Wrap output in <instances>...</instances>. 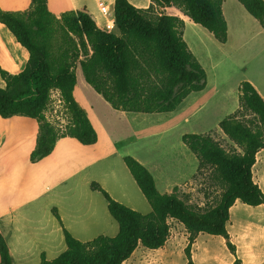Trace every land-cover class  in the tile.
Returning <instances> with one entry per match:
<instances>
[{
  "label": "trees",
  "instance_id": "1",
  "mask_svg": "<svg viewBox=\"0 0 264 264\" xmlns=\"http://www.w3.org/2000/svg\"><path fill=\"white\" fill-rule=\"evenodd\" d=\"M151 1L148 8L141 9L128 0H115L113 14L118 34L100 29L80 10H67L56 16L48 9L47 0H31L25 11L0 8V22L29 55L19 73L10 74L0 68L5 83L0 87V116L21 115L39 123L36 145L29 154L31 162L51 153L59 137L70 136L83 145L97 140L85 109L73 96L78 65L85 81L117 110L171 112L190 92L205 87V70L182 37L183 21L162 13V9L180 8L224 43L227 23L221 11L222 0ZM238 1L264 25V0ZM52 89L60 91L69 114V123L61 133L44 119ZM238 99V109L218 123L238 150L223 147L206 133L181 135L182 142L197 157L198 169L211 167L224 184L214 205L192 207L178 195L176 187L170 193H160L151 173L133 157L124 156L123 161L151 211L142 214L125 206L92 181L90 188L105 198L118 232L111 237L99 235L80 241L63 226L57 209L52 207L66 248L51 260L41 253L38 264H122L139 244L148 249L162 247L169 235L171 218L190 235L207 233L226 238L229 210L236 200L251 206L264 203L263 191L254 183L251 172L257 151L264 148V100L248 81L240 83ZM242 109L253 114L258 125L242 120ZM184 252L186 264H194L189 246ZM11 263L7 242L0 233V264Z\"/></svg>",
  "mask_w": 264,
  "mask_h": 264
},
{
  "label": "crops",
  "instance_id": "2",
  "mask_svg": "<svg viewBox=\"0 0 264 264\" xmlns=\"http://www.w3.org/2000/svg\"><path fill=\"white\" fill-rule=\"evenodd\" d=\"M30 1L31 0H0V8L9 11H25L29 9ZM114 1L115 0H47V6L56 16L67 10L83 11L92 18L100 29L118 34V30L114 25ZM128 2L141 9L148 8L152 3L151 0H128ZM99 3L109 8L108 14H103L100 11ZM221 11L227 23V40L224 43L217 41L207 29L193 22L180 8L168 6L162 9V13L177 16L183 21L182 37L190 51L205 70L206 85L202 90L190 92L174 111L158 113L161 115L159 117H163L164 115L174 116L176 121L174 124L163 125L160 128L161 131H170L172 130L168 129L170 126L174 128L175 124L180 123L187 125L191 131L190 133L207 134L213 129L223 133L218 126L222 117L215 119V125L212 127L207 124V119L202 118L201 115L195 116L196 110L200 108L203 102L214 98V105H216L218 109L220 107L223 108L222 111L224 110L225 113L223 114H225V116L233 113L239 107V85L242 81L250 82L264 100V25H260L238 0H222ZM28 57L27 50L20 44L7 26L0 22V68L10 74L19 73L25 68ZM79 70L81 69L78 65L75 68L76 82L73 89V96L75 99H77L75 96V88L78 81ZM4 84V80L0 76V87H3ZM83 89L84 91L87 90L88 93H90L89 91H95L87 82L84 83ZM93 93H96V99L105 101L104 103H100L105 107V113L111 114L108 124L109 128L107 127L104 133L106 136L105 140H101V136L96 132L97 121L93 119L86 107L76 100L79 105L85 109L87 117L96 132L97 140L93 144L83 145L73 137H59L51 153L35 162L29 160L31 164L36 165L39 170V172L35 174V178L41 177V175H43L41 172L47 171V164L63 156V152L76 149L80 153V158L76 161V167L72 168L68 161L62 165H66L70 170L74 169L76 172L90 168V171L85 173L84 177L78 178L76 185L83 186L82 194L87 200L94 199L93 201L97 206L98 202L96 199L99 198L98 193L100 192L88 188L89 182L91 183L92 181L96 182L104 190H107V193L116 201L124 205L126 204L125 206L127 207L130 206L129 208L136 209V211L139 210L135 207L139 204L132 201L131 198L129 199L125 195L124 190L118 193L111 191V185L115 184L123 187V189H125V186H129L131 192L135 195H139V192L142 194L123 161V157L127 155L133 157L151 173L155 186L160 193H170L175 187L177 190L182 188L187 192L195 189V187H191L192 177L197 172L199 162L195 154L185 144L177 142L175 144L176 148L171 146L166 150L165 155L167 157L164 158V154L161 152L154 161L151 159L148 160L145 154L149 147V136L146 126L147 117L144 116V114L149 113L143 114L142 112L114 109L110 107L111 105L103 99L99 93L96 91ZM144 119L145 126L143 124ZM111 124H113V126H111ZM129 125L133 126L129 127ZM38 129L39 123L33 118L21 115H13L7 118L0 116L1 172L8 173L14 171L16 161H18L17 156L21 152L28 155L30 154L36 145ZM182 134L184 133L180 134V138ZM123 163L128 174L124 170ZM116 166H119L121 169L122 176H119L115 169ZM181 169L187 170L180 171ZM251 172L254 183L264 191V148L257 151L255 163L251 168ZM72 174L73 173L66 174L63 178L59 179L58 182L62 184L64 179H68ZM105 183L108 184L109 188ZM187 183H189V187ZM32 199H36V196L32 197ZM260 205H264V203ZM140 206L143 209V211H141L142 214H147L151 211V208L148 209L147 206L143 208L142 203H140ZM57 212L63 226L75 238L80 241L91 240V238L88 237H80L82 232L76 229L75 226L71 227L67 225L59 209ZM7 213H14L13 208L8 209ZM46 215L47 214L44 216ZM75 218L76 223H81L87 219L88 216H75ZM104 220L105 224L102 227L103 233L101 235L109 237L116 235L118 232L117 222L113 219L117 224L115 225L105 217ZM170 221L178 222L171 218L168 220V224H170ZM13 224L10 218H8L4 224L3 220L0 219V226L5 230V235H3L2 232L0 233L7 242L12 258L11 264H28L26 262L38 264L41 253H44L47 260H51L66 248L62 228L53 216L51 218L50 215H47L45 220L36 223L38 232L30 242H26L25 240L23 243L17 242L16 240L9 242ZM179 224L182 225L178 222L177 225ZM160 248L161 247L157 249H148L139 244L129 258L123 261L122 264L127 262L132 255L140 249L154 251Z\"/></svg>",
  "mask_w": 264,
  "mask_h": 264
},
{
  "label": "rangeland",
  "instance_id": "3",
  "mask_svg": "<svg viewBox=\"0 0 264 264\" xmlns=\"http://www.w3.org/2000/svg\"><path fill=\"white\" fill-rule=\"evenodd\" d=\"M85 82L83 73L79 70L75 88L76 100L84 105L93 119L97 121L96 132L101 136V140H105L104 133L107 130L111 114L105 113V107L101 104L105 101L96 99V93H93L95 91H89L90 93L87 90L84 91ZM214 102V98L203 102L195 113V116L201 115L202 118L207 119V124L212 127L215 125V119L225 117L223 108L218 109ZM239 115L242 120L251 121L253 125H258L257 118L249 111L242 109ZM144 116L147 117L146 126L149 136V147L145 154L148 160L154 161L161 152H163L164 158L167 157L165 153L168 148L171 146L176 148L177 142L184 144L180 134L191 132L187 125L180 123L175 124L174 128L170 126L168 128L172 129L170 131H161L160 128L163 125L176 123L174 116L159 117L161 115L158 113L144 114ZM65 121L68 123L67 120ZM143 124L145 126V119ZM132 126L129 125V127ZM57 130L61 133L65 129ZM207 134L216 139L223 147L238 150L237 146L220 131L217 132L216 129H213ZM63 154V156L47 164V171H42L43 175L39 178H35V174L39 172L37 166L31 164L29 155L22 152L17 156L18 161H16L14 171L8 173L0 171V219L3 220V224L8 218L14 223L13 228L11 227L9 242L12 240L22 243L24 240L30 242L38 232L36 223L45 220L47 215H50L51 218L54 217L51 211L52 207L60 210L67 225L75 226L82 232L80 236L82 238L92 239L101 235L103 233L102 227L105 224L104 217L117 225L108 213L106 201L101 192L98 193L99 198L96 199L97 206L93 201L94 199L87 200L82 194L83 186L76 185L78 178L84 177L90 168L76 172L74 169L70 170L68 166L62 165L68 161L71 167L75 168L80 153L76 149H70ZM115 169L119 176H122L119 166H116ZM124 170L128 174L125 166ZM185 170L181 169L180 171ZM69 173L73 174L60 184L59 179ZM187 184L189 187V183ZM105 185L109 188L107 183ZM192 186L195 187L194 190L187 192L180 188L177 193L189 205L201 209L214 205L224 189V184L209 166L197 169L192 177ZM88 188L90 189V182ZM123 190L129 199L131 198L132 201L139 204L135 206L139 209L137 211H143L140 203L143 204V208L145 206L148 209L151 208L140 192L139 195H135L129 186H125L123 189L118 185H111V191L114 193ZM35 196L36 199H32ZM12 208L14 213L8 214L7 210ZM45 214L47 215L44 216ZM82 215H86L88 218L81 223H76L75 216L81 217ZM177 224L178 222L170 221L168 238L160 249L154 251L140 249L123 264H186L187 258L184 250L187 246H189L190 257L194 264H264V205L251 206L236 200L230 208L229 219L226 224V238L207 233L190 235L182 225ZM0 232L5 235V230L1 226ZM26 263L31 264L32 262Z\"/></svg>",
  "mask_w": 264,
  "mask_h": 264
},
{
  "label": "built area",
  "instance_id": "4",
  "mask_svg": "<svg viewBox=\"0 0 264 264\" xmlns=\"http://www.w3.org/2000/svg\"><path fill=\"white\" fill-rule=\"evenodd\" d=\"M99 9L103 14L109 13V8L102 3H99ZM43 114L44 119L56 127V129H65L69 123V114L58 89H52L50 91L49 103L47 104L46 109L43 111ZM65 120H67L68 123H66Z\"/></svg>",
  "mask_w": 264,
  "mask_h": 264
}]
</instances>
